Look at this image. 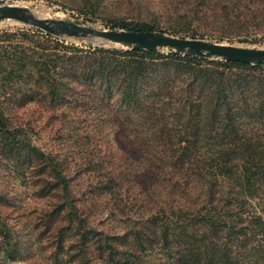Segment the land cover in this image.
Listing matches in <instances>:
<instances>
[{"label": "trees", "instance_id": "16d2710c", "mask_svg": "<svg viewBox=\"0 0 264 264\" xmlns=\"http://www.w3.org/2000/svg\"><path fill=\"white\" fill-rule=\"evenodd\" d=\"M165 14L168 33L174 36L196 38L203 35L200 29L239 43H264V0H172ZM153 27L124 21L108 24L109 29L136 31H152ZM30 31V36L28 31L0 33L5 53L0 64L20 50L15 62L18 76L33 77L37 93L45 84L54 101L67 95L65 91L72 95L73 82L98 99L99 93H117L121 112H126L135 127L159 126L154 136L163 138L171 124L170 131L179 134L177 144L129 142L128 157H140L147 163L142 176L150 202L156 196L160 203L159 194L164 202L158 215H151L130 241L129 233L115 238L85 228V218L69 196L63 166L51 154L30 145L34 156L50 166L59 182L55 183L61 186L62 207L68 217L86 229L83 235L88 241L80 247L82 259L78 256L76 260L81 264H136L140 251L153 249L156 243L169 255L166 264H264V133H252L235 119L237 108L250 113L257 110L264 124V65L144 49L83 48L37 28ZM13 36L28 40L30 46H6ZM29 65L33 68L25 70ZM208 103L212 104L211 116L201 110ZM221 105L226 111L222 118L214 113ZM253 125L246 123L249 128ZM19 133V128L9 127L0 110L2 138L23 145L25 139ZM214 137L220 140L211 141ZM194 188L199 189L196 195ZM175 198L181 199L178 206L170 204ZM189 202L195 206L191 208ZM0 235L3 254L10 259L14 256L11 234L1 219ZM90 247L95 248L97 258L86 255Z\"/></svg>", "mask_w": 264, "mask_h": 264}, {"label": "rangeland", "instance_id": "374dc122", "mask_svg": "<svg viewBox=\"0 0 264 264\" xmlns=\"http://www.w3.org/2000/svg\"><path fill=\"white\" fill-rule=\"evenodd\" d=\"M3 2L26 7L38 18L63 19L96 29H109V22L114 21L150 24L154 26L152 31L162 29L168 34L170 25L165 10L172 0H0ZM31 28L36 27L16 19L0 18V33L28 31L30 36ZM200 33L203 35L196 38L264 47V43H239L238 39L220 38L216 33L199 29ZM52 35L83 48L128 49L92 35ZM13 43L30 46L28 40L15 36L5 45ZM3 51L0 47V57L5 54ZM19 51L0 64L5 69L0 71V110L7 117L9 127L19 128V137L25 139L23 146L6 141L0 135V219L10 230L14 248V256L6 258L0 235V264H81L82 261L75 258L79 256L82 259L80 247L88 241L83 235L86 229L78 228L75 220L68 217L66 207H62L64 195L59 182L50 166L34 156L30 145L51 154L63 166L69 196L79 215L85 218V228L91 227L108 237L129 233L127 239L130 241L133 234H140L151 215H158L159 206L164 202L160 194L157 195L161 198L160 203H157L156 196L150 202L142 176L147 163L140 157L137 160L128 157L129 142L140 146L161 145L169 141L177 144L179 134L174 135L170 131L171 124L167 127L169 130L163 131V138L154 136V133H159L156 131L159 126L135 127L126 119V112H121L117 93H99L98 99L94 92L81 91L82 87H78L76 82L70 90L72 95L65 91L67 95L51 101L45 84L37 93V82L33 77L29 79L27 74L18 76L15 62ZM158 51L170 52L163 48ZM25 54L29 55L30 51L26 49ZM207 59L225 61L218 57ZM31 68L29 65L24 69ZM102 103L105 105L99 108ZM211 108L212 104L208 103L201 110L211 116ZM236 111L240 116L235 118L237 123H245L242 128L246 127L252 133H264V124L260 122L257 110L250 113V110L246 112L237 108ZM225 112L222 105L214 111L221 118ZM247 122L254 125L249 128ZM219 140V137L211 139ZM198 190L192 189L193 195ZM180 200L175 198L170 204L178 206L177 201ZM194 206L192 204L191 208ZM85 250L88 257L97 258L94 247ZM139 254L136 264H166L169 258L156 243L153 249L142 250Z\"/></svg>", "mask_w": 264, "mask_h": 264}, {"label": "water", "instance_id": "95a60500", "mask_svg": "<svg viewBox=\"0 0 264 264\" xmlns=\"http://www.w3.org/2000/svg\"><path fill=\"white\" fill-rule=\"evenodd\" d=\"M0 18L16 19L51 34L92 35L133 49L158 51L159 48H163L189 57H218L225 61L264 65V47L241 46L199 38H184L161 31L96 29L63 19L38 18L33 16L28 8L7 2L0 3Z\"/></svg>", "mask_w": 264, "mask_h": 264}]
</instances>
